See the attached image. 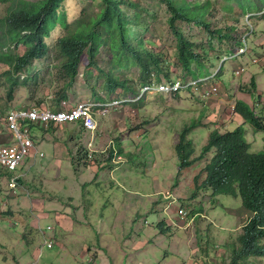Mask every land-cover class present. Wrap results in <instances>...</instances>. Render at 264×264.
Instances as JSON below:
<instances>
[{"label":"rangeland","instance_id":"obj_1","mask_svg":"<svg viewBox=\"0 0 264 264\" xmlns=\"http://www.w3.org/2000/svg\"><path fill=\"white\" fill-rule=\"evenodd\" d=\"M90 1L64 0L61 8L65 20L72 22ZM135 1L138 7H134V12L139 13V23H131L129 27L131 32H136L135 37L144 39L148 49L163 53V66L168 67L171 77L201 79L217 74L214 80L217 94L205 99L191 90L175 96L151 89L140 93L138 68L130 65L116 71L132 88L118 86L109 95L105 87L108 78L104 74L112 64L108 45L100 46L95 64L90 67L83 54L76 79L66 89L65 100L69 105L77 101L93 104L92 112L98 123L93 145L96 150L87 148L91 134L80 125L81 129L76 127V123L41 128V132H47L46 139L38 142L39 153L33 160L42 172L35 165L31 171L22 168L18 195L14 196L20 200L19 206L27 204L25 197L35 198L36 206L12 207L14 197L9 196L8 183L2 179L6 174L0 170V250L23 248L31 254L40 248L37 264L229 263L232 240L249 212L239 199L213 195L209 189L197 192L194 177L210 156L190 169L180 170L175 144L178 134L193 124L189 138L195 158L210 131L216 128L231 131L241 125L250 151H264V129L254 130L233 111L235 103L241 100L264 122V1L261 10L244 14L235 0H187L191 4L210 3L217 27L237 19V33L241 35L240 45L215 40L213 49L209 50L200 27L177 23L204 57V66L199 68L192 63L190 74H185L176 64L175 37L167 24L166 5L162 0ZM8 5L0 2V17L6 14ZM130 12L134 14L133 10ZM62 33L60 22L49 26V37L45 40L50 51ZM243 41L248 50L236 55ZM25 48L12 44L4 50L20 54ZM56 64L51 55L32 61L15 74L18 84L10 92V80L4 74L9 67L0 61V144L8 139L4 118L9 110L21 106H58L55 98L64 87V79ZM241 67L244 71L236 75V69ZM251 78L255 80L252 93ZM132 89L137 92L134 94ZM113 146L118 152L122 150L120 156L111 154ZM55 147L63 150L56 151ZM30 156L22 166L31 163ZM53 177L64 178L66 184L55 190ZM69 207L73 208L71 214L67 213L71 218L90 215L87 210H92L91 221L86 218V226L90 228L57 230L58 212L61 209L68 212ZM180 208L185 210L186 218L177 214ZM44 211L45 215L41 216ZM190 218L192 222L187 224ZM78 221L83 220L80 217ZM37 225L42 228L51 225L52 229H44L46 233L42 235ZM45 238L52 241V247L43 245ZM98 247L103 250L100 249L92 263L89 258H93V248ZM86 248L91 251L87 252ZM249 264H264V258L250 259Z\"/></svg>","mask_w":264,"mask_h":264},{"label":"trees","instance_id":"obj_2","mask_svg":"<svg viewBox=\"0 0 264 264\" xmlns=\"http://www.w3.org/2000/svg\"><path fill=\"white\" fill-rule=\"evenodd\" d=\"M63 1L0 0L9 4L6 14L0 17V61L9 67L4 74L10 80V92L18 84L16 73L24 70L32 61L51 55L57 61L58 72L64 79V87L55 98L59 103L67 97L66 89L72 86L76 79L81 56H87L88 67L94 65L95 56L103 44L108 45L111 51L112 63L104 72L108 78L105 86L107 94H113L118 86L132 88L119 78L116 71L129 68L130 65L137 66L141 86L171 79L168 67L163 66V53L148 49L145 40L135 37L136 32L130 31L131 23H139V13L134 12V7H138L135 0H91L87 6L80 9L79 15L72 22H67L64 18L61 8ZM235 1L245 14L251 10H261L264 0ZM162 2L169 12L168 27L175 37L176 64L185 74L192 72V63L202 68L204 57L202 51L196 49L197 45L186 36L177 23L200 27L206 36L209 50L213 49L215 40L241 44V35L237 33L239 21L233 19L232 24L217 27L212 19L210 3L191 4L187 0ZM132 10L133 15L130 12ZM56 22L63 26V33L54 40L53 50L50 51L45 38L49 37V26ZM12 44L15 47L25 45L26 48L20 54L4 50ZM250 89V93L255 89L254 78H251ZM132 91L134 94L137 92L134 89ZM57 103L55 105H59ZM234 112L254 130L264 129L261 117L257 116L246 102L238 100ZM192 129L193 124L185 127L178 134L175 144L180 170L190 169L210 156L202 170L194 177L193 183L197 192L209 189L213 195H227L239 199L240 205L249 212L245 223L232 240L228 264H249L250 259L264 258V151H250L251 146L245 141L242 126L239 125L231 131L222 132L217 128L210 131L200 154L192 158L193 143L189 138ZM113 152L114 148L111 149L112 155ZM201 178L204 179L199 183Z\"/></svg>","mask_w":264,"mask_h":264},{"label":"built area","instance_id":"obj_3","mask_svg":"<svg viewBox=\"0 0 264 264\" xmlns=\"http://www.w3.org/2000/svg\"><path fill=\"white\" fill-rule=\"evenodd\" d=\"M248 50V45L244 41L242 47H239L236 55L243 54ZM243 68H238L235 71L236 75H241ZM187 86H191L200 91L201 96L205 99L217 94L218 88L215 85L209 84L206 86L202 80L190 81ZM181 81L174 83H160L155 86V89L160 92H175L184 88ZM148 89V88H145ZM73 122L80 121L82 126L91 132L92 138L94 131L97 128V123L92 114V104L87 102H77L73 105L67 104L66 100L60 102L58 110H51L47 107H33L27 109H19L11 111L5 118V124L8 131L11 132V140L0 147V165L8 170H16L19 164L27 156L35 152V146L32 139L33 126H47L49 122ZM92 141L88 143L90 150ZM18 174H14L10 178L9 186L15 188L17 185ZM178 215L186 218V212L183 208L178 210ZM192 221L190 218L187 224ZM48 229L50 227L48 226ZM46 247H51L52 241L45 240Z\"/></svg>","mask_w":264,"mask_h":264},{"label":"crops","instance_id":"obj_4","mask_svg":"<svg viewBox=\"0 0 264 264\" xmlns=\"http://www.w3.org/2000/svg\"><path fill=\"white\" fill-rule=\"evenodd\" d=\"M264 42V41H263ZM64 124H69V123H61V124H56V125H52V127H60V125H64ZM79 124H76V127H78ZM79 128V127H78ZM81 129V128H79ZM46 133L47 132H41L40 129H37L34 134H33V142H34V146H35V152L32 153V155L30 156L31 160V163L30 162H26V164H24L21 168L23 169H26V167L29 168V170L31 171V169L33 170L36 166V170L38 172H42V170H38L39 169V164H36V162L33 160L35 157H37L38 153H39V149H40V144L38 143L40 140H44L46 139ZM54 149H56V151L58 150H63L62 148L60 147H55ZM32 165H35L34 167ZM65 179L64 178H59V177H53V187L54 189H58L60 190L62 188V184H66L65 183ZM2 192V184L0 185V193ZM11 192V197H14L12 195V191ZM15 198V197H14ZM13 198V201H12V207H15V208H20V207H25L27 204L29 205H33V206H36V203L34 202V199L33 197H30V198H27L25 197L24 198V201L27 203V204H23V206H19V203H20V200L18 201L17 198L14 199ZM33 198V199H32ZM9 200H11L9 198ZM10 203H8L9 205ZM91 206V205H89ZM86 209H87V206H86ZM4 210V209H2ZM67 210V209H66ZM66 210L62 211H59L58 214H57V221H58V227H57V230L61 229L60 231H64V230H70V231H73V230H85L86 228H90V226H86L87 222H86V218L88 217V219L91 221V218H92V215H91V211L92 210H87L88 213L90 212V215L88 214H82L81 216L77 215V218L76 217H70L69 215H67V213L71 214V212L73 211V208L72 207H69V210L68 212H66ZM78 212V210H76V213ZM3 213V212H2ZM45 211L41 213V216L45 215ZM249 215V214H248ZM81 217V219L83 221H78V219ZM191 224V223H190ZM38 226V225H37ZM51 226V225H50ZM242 226V225H241ZM100 232V230H99ZM100 247L98 248H93L94 251L93 252V258H89V261H91L92 263L95 261V257L97 255V253L100 252ZM87 250V248H86ZM103 250V249H102ZM3 255L0 256V261L1 263L0 264H37V261L39 259V257H37L35 254H36V251H33L31 254L29 253V249H26L24 250L23 248L19 249V250H0ZM7 251V253H5ZM91 250H87V252H90ZM9 262V263H8ZM105 263V262H104Z\"/></svg>","mask_w":264,"mask_h":264},{"label":"clouds","instance_id":"obj_5","mask_svg":"<svg viewBox=\"0 0 264 264\" xmlns=\"http://www.w3.org/2000/svg\"><path fill=\"white\" fill-rule=\"evenodd\" d=\"M244 42V41H243ZM243 42H242V45H243ZM242 68V67H241ZM216 76H217V74H212V75H210V76H205V77H203V78H201V79H199V78H197V79H194V78H189V79H183V78H181V77H176V76H174V77H171V79H169V80H165V79H163L162 81H160V82H158V83H152L151 85H144V86H146V87H141L140 88V90H141V92L140 93H142V92H147V91H149L150 89L151 90H154V91H157L156 89H155V86H157L158 84H160V83H174V82H176V81H181L182 83H183V86H185L184 88H181L180 90H178V91H175V92H160V91H157V92H159V93H166V94H170L171 96H175V95H178V94H180L182 91H184V90H191V91H193V92H195V91H197L200 95H201V93H200V91L199 90H197V89H195V88H193V87H191V86H187L188 84L187 83H189L190 81H197V80H202V81H204L205 82V84H206V86H208L209 84H211V85H215L214 84V80H215V78H216ZM145 88H148V89H145ZM63 100H65V99H63ZM62 101V100H61ZM60 101V102H61ZM60 102L58 103V104H60ZM77 102H81V101H77ZM77 102H75V103H77ZM83 102H85V101H83ZM75 103H73V104H75ZM87 103H89V102H87ZM67 104H68V102H67ZM72 104V105H73ZM90 104H92V103H90ZM33 107H39V106H31V107H27V106H21V107H18V108H14V109H11V110H9L8 112H7V114H6V116L11 112V111H13V110H19V109H27V108H33ZM45 107H47V108H49V109H51V110H58L59 109V107L60 106H54V105H48V106H45ZM41 108V107H40ZM92 108H93V104H92ZM233 111H234V108H233ZM92 114H93V112H92ZM94 115V114H93ZM6 116H5V118H6ZM95 117V116H94ZM5 118H4V124H5ZM96 119V118H95ZM63 124V123H76V124H79L80 125V127H82L83 129H85V130H87L86 128H84L83 126H82V124H81V122L80 121H73V122H60V123H57V122H49V124L47 125V126H42V125H34L33 126V130H32V133L34 134V132L37 130V129H41V128H43V129H48L50 126H52V125H56V124ZM96 123H97V120H96ZM5 126H6V124H5ZM97 128H98V123H97ZM97 128H96V130H97ZM6 130H7V135H8V139H7V141L6 142H4V143H2V144H0V147L2 146V145H4L5 143H7L8 141H10L11 140V132H9L8 131V128H7V126H6ZM96 130L94 131V134H93V138H92V135H91V137H90V139H89V142L90 141H92V143H93V145H94V139H95V132H96ZM89 131V130H88ZM90 132V131H89ZM90 134H91V132H90ZM33 135H32V139H33ZM88 142V143H89ZM92 145V148H95L94 146ZM89 146H88V144H87V148H88ZM112 148H114V152H113V155H115V154H118L119 155V152H118V150L116 151V148H115V146H113ZM88 149H90V148H88ZM94 150H96V148L94 149ZM30 155H32V154H30ZM27 156H29V155H27ZM27 156L23 159V161L19 164V166L16 168V170H8V169H6L5 167H2L1 165H0V170H2L6 175H4V177L5 178H2V179H5L6 181H7V183H8V187H9V189H10V191H12L13 193H12V195L13 196H17L18 195V184H19V179H21L22 177H23V169L21 168L22 167V164H23V162H24V160L27 158ZM120 156V155H119ZM14 174H18V176L20 177H18V179H17V185H16V187L15 188H12V187H10L9 186V181H10V178L12 177V176H14ZM8 176V177H7ZM1 184H2V182H1ZM10 195H11V192H10ZM192 217V216H191ZM192 222V221H191ZM191 222H189V223H191ZM245 223V222H244ZM243 223V224H244ZM242 224V225H243ZM48 226L50 227V229H48ZM46 228H42V227H40V226H37L36 228H37V230L42 234V235H44L45 233H46V231L44 230V229H46V230H51L52 229V227L50 226V225H48ZM44 240H46V238L44 239ZM47 241H51V240H47ZM53 244V243H52ZM43 245H46L45 244V242H44V244ZM46 247V246H45ZM51 247H52V245H51ZM47 248H50V247H47ZM37 257H39L40 255H41V250H40V248H37V251H36V254H35Z\"/></svg>","mask_w":264,"mask_h":264},{"label":"bare ground","instance_id":"obj_6","mask_svg":"<svg viewBox=\"0 0 264 264\" xmlns=\"http://www.w3.org/2000/svg\"><path fill=\"white\" fill-rule=\"evenodd\" d=\"M59 106V105H58Z\"/></svg>","mask_w":264,"mask_h":264}]
</instances>
